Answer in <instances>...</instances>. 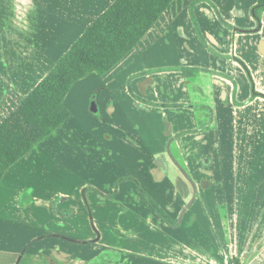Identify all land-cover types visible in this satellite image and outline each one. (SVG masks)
<instances>
[{
    "label": "crops",
    "instance_id": "crops-1",
    "mask_svg": "<svg viewBox=\"0 0 264 264\" xmlns=\"http://www.w3.org/2000/svg\"><path fill=\"white\" fill-rule=\"evenodd\" d=\"M115 1L0 0V124ZM256 4L175 0L140 44L101 76L105 86L97 96H110L112 123L104 113L98 122L118 139L123 133L134 157L141 158L137 169L118 168L116 161L105 172L104 161L97 158L104 155L98 152L80 164L64 152L55 155L50 141L59 134L68 141L81 138L70 115L8 170L0 181V216L16 223V236L17 224L22 227L24 221L39 228L42 212L59 222V234L79 238L78 244L60 241L54 229L47 239L51 247H39V232H33L31 240L37 241L25 250L35 261L31 264H70L79 257L83 264H102L96 259L106 253L117 258L112 264H232L231 258L262 264L264 98L259 94L264 95V11L259 25L253 15ZM185 69L195 71L187 77ZM70 96L71 90L66 107ZM125 102L129 110L124 113H133V119L115 118ZM154 115L166 122L161 136L152 133L148 122ZM125 120L138 128L137 133L130 130L135 135L131 143L126 123L121 124ZM124 154L118 150L116 157ZM85 166L96 167L87 174L97 187L84 178L74 190L45 192L62 173H85ZM130 172L139 174L137 179L128 175L138 185L129 180L113 186L114 177ZM105 173L113 174L110 182H104ZM141 188L173 220L180 219L177 227L157 215ZM248 189L254 190L252 196L245 195ZM55 205L56 211L67 208L69 214L56 219ZM199 205L211 240L187 243L178 233L184 223L195 225ZM24 257L13 264H29Z\"/></svg>",
    "mask_w": 264,
    "mask_h": 264
},
{
    "label": "trees",
    "instance_id": "trees-1",
    "mask_svg": "<svg viewBox=\"0 0 264 264\" xmlns=\"http://www.w3.org/2000/svg\"><path fill=\"white\" fill-rule=\"evenodd\" d=\"M174 1L116 0L85 31L51 72L0 124V181L15 163L36 149L69 118L70 112L65 106V100L72 86L91 73L100 76L109 73L140 44ZM263 11L264 0H257L253 15L259 25ZM237 61L249 72L241 60ZM194 71L184 70L187 77ZM259 96L264 98L263 94ZM135 183L138 185L137 181ZM140 192L164 222L177 227L170 214L145 190L141 188ZM231 261L232 264H240L234 258Z\"/></svg>",
    "mask_w": 264,
    "mask_h": 264
},
{
    "label": "rangeland",
    "instance_id": "rangeland-1",
    "mask_svg": "<svg viewBox=\"0 0 264 264\" xmlns=\"http://www.w3.org/2000/svg\"><path fill=\"white\" fill-rule=\"evenodd\" d=\"M7 38V35L5 36ZM0 48H3L1 45ZM24 63V62H23ZM10 70V68H9ZM92 74V73H91ZM90 74V75H91ZM89 75V76H90ZM86 77L85 79H82L80 82L75 83L73 88L71 89V96L69 98V101L67 102V109L70 112V118L74 128L77 130L82 131L81 138L76 137L75 139H72V141H68L67 138L64 136L63 133L59 134V137H55L50 141V147L51 151L54 153V150L57 151L55 155H60L66 153V156L69 155L70 157L75 158L77 162L80 164V161H83L85 159L89 158V155L94 154V152H98L99 154H102L104 156L97 157L98 159H102L104 161V164H102L104 171L106 172L110 166L117 164L116 161L118 162V168L124 167L125 170H132V169H137V164L138 160H140V156L134 157V154L132 153L131 149L128 148L127 143L123 140L124 135L123 133H120V139L117 138V136L111 134L114 133L113 131H110L108 128L101 126V124L98 121H102L100 118V115L104 113L105 119H109V121L112 123V116L110 114V110L113 105L111 102V98L108 95H103L98 98L97 94L101 90L100 88L104 87V81L102 80L103 77L99 76L98 74L92 75L90 77ZM123 80H119L118 84H123ZM103 89V88H102ZM131 97L133 98L134 95L131 94ZM119 98H121V101H125L121 95H119ZM133 101H131L132 104ZM100 103V110L98 108L97 113H94L92 110L93 104L96 106ZM129 103L125 102L124 107H120L119 109H116L117 115L115 118L119 115L123 117V115H126L128 118H132L133 113H124V110L128 111ZM124 118V117H123ZM133 119V118H132ZM114 120V119H113ZM115 121V120H114ZM139 122L142 120L138 119ZM119 122V121H116ZM126 123L127 130L126 136L128 138V142L131 143V139L135 137L134 133L131 132L130 130L133 131V126L130 127V124L128 121H122L121 124ZM152 133L155 134L156 136H161L163 130H166V122L165 120H162L160 117L154 115L151 120L148 121ZM77 126H76V125ZM135 125H138V123H135ZM105 126H110L108 123ZM137 129L135 128L137 133ZM109 130V131H108ZM124 132V131H123ZM166 132V131H165ZM165 132H163L165 134ZM115 139V140H113ZM134 140V139H133ZM138 145V143L136 142ZM166 151L168 149L167 144L165 146ZM118 150H123L125 151L124 156H120L119 158L116 157V154ZM129 150V151H128ZM136 150H139V147H136ZM111 152L114 153L111 157H107L108 155H111ZM67 158V157H66ZM134 160L137 162H132ZM147 161V159H152L154 160L153 157H145L142 158ZM85 173L79 172V173H72L70 175L66 173H62L61 177L57 179L55 182L49 183V187L46 185L45 186V192L48 195H51L50 192L54 191H59L63 189L64 191H71L76 188V185H78L81 181L84 180V178H87V181L89 185L97 187V185L91 183L93 182L92 174L90 173L92 170L95 171L96 167L94 166H85ZM88 171L89 176H88ZM128 175L138 178L139 174L134 172H130L129 174H123L121 173L118 178L114 177V184L113 186H118L119 183L123 181H129L131 178L128 177ZM104 182H108L107 179L110 178L109 182L113 178V174L110 173H105L104 175ZM116 178V180H115ZM121 179V180H120ZM144 187V186H143ZM222 191V189L220 190ZM245 195L247 196H252L254 194V190L248 189L244 190ZM203 199L205 201L207 200V196H204ZM202 198L200 199L201 202H203ZM61 199L57 198V201H60ZM156 201V200H155ZM1 196H0V204H1ZM206 204V203H205ZM58 205L54 206L55 211L53 210V215L56 219L63 218L65 217L66 214H69V212L65 209L62 212L56 211V207ZM206 206H209L212 208V205L210 203L206 204ZM203 207V206H202ZM202 207L197 206V220L195 222V225L191 226V228H188L190 224L184 223V226L180 229L178 233V237L180 239H183V241H186L187 243H194L195 241H200L202 239H209L211 240V234L210 232L204 227L205 226V221H204V213ZM164 208V207H163ZM246 208L249 210V206H246ZM73 212V211H72ZM248 212V211H247ZM73 215V213H72ZM171 216V215H170ZM207 216V215H206ZM45 217V218H44ZM172 218V216H171ZM208 218V217H207ZM173 219V218H172ZM55 220V219H54ZM54 220L49 219L47 217V214H42L40 216V227L36 225H30L28 221H24L23 226L17 224V229H18V234L16 236L15 233V227L16 223L12 225L9 220H4L3 216H0V264H13V261L15 259L20 260L24 255L26 257L25 260L29 261V264L34 263L35 261L32 259H29V254L25 253V250L27 247L31 249L30 247H33L34 242L37 240H31V235L34 233L39 232V244L37 243L36 246L39 247H46L48 245L49 248L51 247V242L47 241V239H50L51 233L56 231V235H58V239L63 242H72L73 244H78L79 238H75L73 236H67L64 234H59V227L58 226V221L56 222L57 225L55 224ZM209 220V218H208ZM177 225L180 222L179 218H176ZM208 223V221H207ZM170 226V225H169ZM171 228H174L170 226ZM100 228H102V225H100ZM199 233V234H198ZM54 235V234H52ZM199 235V236H196ZM41 238V239H40ZM49 243V244H48ZM73 247V245L71 246ZM64 248V247H63ZM74 248V247H73ZM66 249V248H64ZM17 252V253H16ZM16 255V258H15ZM85 256V255H84ZM24 257V258H25ZM103 258L96 259L97 262H101L102 264H105L106 260L108 263L114 261H117L116 257H111L109 253H106V255L102 256ZM68 261H73V259H69ZM8 262V263H7ZM24 264H26L24 262ZM69 264V263H68ZM70 264H83L82 258H78L77 260H74L73 263ZM91 264H94V262H91Z\"/></svg>",
    "mask_w": 264,
    "mask_h": 264
},
{
    "label": "water",
    "instance_id": "water-1",
    "mask_svg": "<svg viewBox=\"0 0 264 264\" xmlns=\"http://www.w3.org/2000/svg\"><path fill=\"white\" fill-rule=\"evenodd\" d=\"M92 110H93V112H96L97 108H96L95 104H93Z\"/></svg>",
    "mask_w": 264,
    "mask_h": 264
}]
</instances>
